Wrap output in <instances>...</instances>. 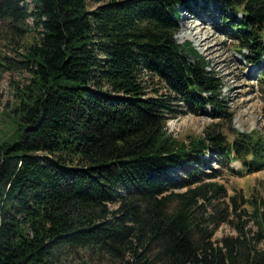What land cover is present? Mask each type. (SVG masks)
<instances>
[{
	"label": "trees",
	"instance_id": "1",
	"mask_svg": "<svg viewBox=\"0 0 264 264\" xmlns=\"http://www.w3.org/2000/svg\"><path fill=\"white\" fill-rule=\"evenodd\" d=\"M184 12L215 16L262 75L264 0H0L8 30L34 35L0 114V264H264V194L204 172L263 171L264 139L236 133L221 76L176 42ZM182 114L212 122L186 144L166 131ZM221 224L236 235L212 240Z\"/></svg>",
	"mask_w": 264,
	"mask_h": 264
},
{
	"label": "rangeland",
	"instance_id": "2",
	"mask_svg": "<svg viewBox=\"0 0 264 264\" xmlns=\"http://www.w3.org/2000/svg\"><path fill=\"white\" fill-rule=\"evenodd\" d=\"M179 23L180 30L176 34L177 43L182 45L184 41H189L209 62L207 70H212L221 76L223 97L228 100L230 111L234 114L231 125L236 133L249 135L254 140L257 137L264 139V84L259 82L260 72H251L244 68L243 64L240 65L237 57L239 54L237 43L222 34L219 21L215 16L206 13L192 16L184 12L181 13ZM33 36V33H28L23 38H17L8 30L7 25L0 21V114L3 108L10 105L14 99L15 84L18 83L19 86L28 84L30 76L21 64L23 59L16 55L15 50H20L19 44L30 43ZM5 57L14 61H6ZM2 65L7 69L1 67ZM263 75L264 73L260 76ZM147 82L151 86L152 83ZM0 120L2 121L1 115ZM1 121L0 130H8L9 123L2 124ZM211 122V118L207 115L182 114L166 122V131L178 141L188 144L192 139L201 136ZM221 125L225 128L222 135L229 142L233 141L236 134L229 132L226 122L221 121ZM207 154L204 155L205 159ZM217 162L214 157L204 172L210 173L211 169L220 170L222 176L217 181L225 186L229 196L242 195L244 198H249L250 195L264 194V170L246 173L238 160L230 161L228 167L225 165L221 167ZM253 230L256 229L253 228ZM235 235V231L228 224H221L212 240L217 241L222 237ZM258 247H263V244L259 243ZM82 253V250L76 252L71 260L72 264H80ZM87 257L89 258L87 264H101L103 261V258L95 259L88 255Z\"/></svg>",
	"mask_w": 264,
	"mask_h": 264
}]
</instances>
